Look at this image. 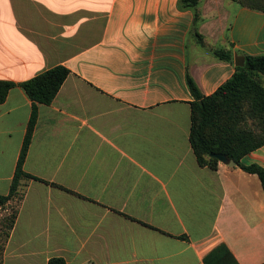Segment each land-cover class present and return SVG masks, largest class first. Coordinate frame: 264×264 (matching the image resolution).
Instances as JSON below:
<instances>
[{
    "label": "crops",
    "instance_id": "crops-1",
    "mask_svg": "<svg viewBox=\"0 0 264 264\" xmlns=\"http://www.w3.org/2000/svg\"><path fill=\"white\" fill-rule=\"evenodd\" d=\"M179 0H0V79L71 71L40 104L30 179L0 264H264V189L233 162L198 163L196 98L264 54V11L201 0V47ZM0 104V195L9 193L32 112L16 86ZM242 163L264 167V145ZM68 189V190H67ZM72 190L73 192L69 191ZM0 245V246H1Z\"/></svg>",
    "mask_w": 264,
    "mask_h": 264
},
{
    "label": "trees",
    "instance_id": "trees-1",
    "mask_svg": "<svg viewBox=\"0 0 264 264\" xmlns=\"http://www.w3.org/2000/svg\"><path fill=\"white\" fill-rule=\"evenodd\" d=\"M240 6L264 11V0H235ZM201 0H179L178 6L194 13L193 31L201 47L218 59L234 61L232 51L209 44L199 32ZM71 71L65 65H57L25 81L16 83L0 79V104L5 102L10 90L22 87L32 100V112L24 137L9 193L0 195V209L9 213L0 220L2 240L5 241L16 222L19 203L30 179L66 189L55 183L40 179L24 169V163L32 143L40 104H51ZM187 84L194 97L191 103L190 142L198 163L216 170L219 160L212 156L223 153L244 171L257 174L264 189V167L246 165L242 158L264 145V54L246 55L243 66H236L233 75L210 95L201 93L196 82L187 74ZM68 190V189H67ZM73 192L72 190H69ZM2 247V245L0 246ZM3 248V247H2ZM48 264H68L61 256L51 257Z\"/></svg>",
    "mask_w": 264,
    "mask_h": 264
},
{
    "label": "water",
    "instance_id": "water-1",
    "mask_svg": "<svg viewBox=\"0 0 264 264\" xmlns=\"http://www.w3.org/2000/svg\"><path fill=\"white\" fill-rule=\"evenodd\" d=\"M245 62H246L245 56L235 54V65L236 66H243V65H245ZM211 155L216 157L221 162H225V163L230 162V160L227 158V156L223 153H214Z\"/></svg>",
    "mask_w": 264,
    "mask_h": 264
},
{
    "label": "rangeland",
    "instance_id": "rangeland-1",
    "mask_svg": "<svg viewBox=\"0 0 264 264\" xmlns=\"http://www.w3.org/2000/svg\"><path fill=\"white\" fill-rule=\"evenodd\" d=\"M10 208H11V205H10ZM10 208L8 210L0 209V220L9 213ZM0 231H1V226H0ZM1 242H2V236L0 235V245H1Z\"/></svg>",
    "mask_w": 264,
    "mask_h": 264
}]
</instances>
